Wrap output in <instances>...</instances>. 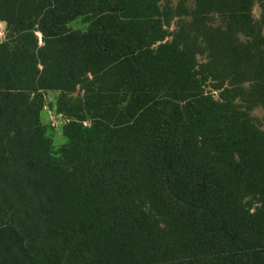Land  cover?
I'll return each instance as SVG.
<instances>
[{
  "label": "trees",
  "instance_id": "trees-1",
  "mask_svg": "<svg viewBox=\"0 0 264 264\" xmlns=\"http://www.w3.org/2000/svg\"><path fill=\"white\" fill-rule=\"evenodd\" d=\"M0 19V264H264V0H0Z\"/></svg>",
  "mask_w": 264,
  "mask_h": 264
},
{
  "label": "rangeland",
  "instance_id": "rangeland-1",
  "mask_svg": "<svg viewBox=\"0 0 264 264\" xmlns=\"http://www.w3.org/2000/svg\"><path fill=\"white\" fill-rule=\"evenodd\" d=\"M162 3H166L167 0H161ZM172 4H177L178 0H168ZM191 2V0H188ZM261 9L259 4H256L253 8V14L255 18H259ZM68 26L76 30H85L88 27V22L84 15H78L73 20L68 23ZM174 29V26L171 27V30ZM0 31L3 32V35H0V41L7 40V22L3 19H0ZM38 35L41 36V33L38 32ZM60 93L56 91H47L45 93V103L48 104L49 110H44L42 112V121L47 126L48 132L53 139V144L55 151H57L60 146L66 141V137L63 135L62 129L65 125V122L62 117L55 116L54 109L56 108V100ZM252 116L258 121L261 127L264 129V106H257L251 111ZM53 117V118H52ZM56 121V125H52V121ZM90 119H86V125L90 124Z\"/></svg>",
  "mask_w": 264,
  "mask_h": 264
},
{
  "label": "built area",
  "instance_id": "built-area-1",
  "mask_svg": "<svg viewBox=\"0 0 264 264\" xmlns=\"http://www.w3.org/2000/svg\"><path fill=\"white\" fill-rule=\"evenodd\" d=\"M0 35H1V36L3 35V32H2V31H0ZM43 109H44V110H49V106H48L47 103L44 104V108H43ZM56 115L62 117L63 120H64V122L69 121V119L66 118V116H64V115H63L62 113H60V112H55V116H56ZM52 118H53V117H52ZM84 124L86 125V122H84ZM52 125H53V126L56 125V121H55V120L52 121Z\"/></svg>",
  "mask_w": 264,
  "mask_h": 264
},
{
  "label": "crops",
  "instance_id": "crops-1",
  "mask_svg": "<svg viewBox=\"0 0 264 264\" xmlns=\"http://www.w3.org/2000/svg\"><path fill=\"white\" fill-rule=\"evenodd\" d=\"M54 111H55V112H58V111L56 110V108L54 109Z\"/></svg>",
  "mask_w": 264,
  "mask_h": 264
}]
</instances>
